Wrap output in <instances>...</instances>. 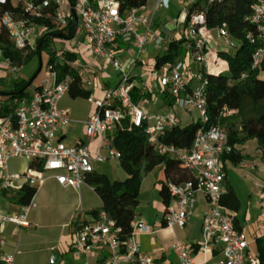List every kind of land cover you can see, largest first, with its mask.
<instances>
[{"label": "built area", "instance_id": "1", "mask_svg": "<svg viewBox=\"0 0 264 264\" xmlns=\"http://www.w3.org/2000/svg\"><path fill=\"white\" fill-rule=\"evenodd\" d=\"M172 0H154V11L144 8L121 11L116 0H0V46L26 56L35 46L36 40L44 35L65 40L64 33L72 27L73 14L77 19L79 37L86 43L93 60L84 66L76 58L70 61L66 47L53 53L54 60L68 69L59 79L53 65L47 64L48 77L38 87L27 88L20 98H13L10 113L0 117V192L7 195L21 187L39 189L48 179H54L62 187L79 191L86 183V177L95 173V165L108 160H119L121 155L113 147V133L116 125L128 120L135 128H142L148 142L157 154L179 160L191 173L193 179L181 184L168 183L170 202L163 224L168 228H183L189 221L196 202V195L205 197L208 212L201 223V252L205 254L213 245L222 246V260L219 264H261L255 254L248 250L249 242L245 233L234 225L233 217L221 205L224 189V168L221 157L231 151L227 145V135L220 125L199 129L189 149H181L159 142L168 129L179 125L177 111L186 114L198 113V120L206 123L205 74L207 67V34L202 15H192L186 21V13L181 25L185 38V59L172 67L151 69L148 72L147 46L153 43L162 52L168 41L155 31L156 11L166 7ZM183 2V0H180ZM211 3L219 0H204ZM66 3L67 9L61 6ZM7 7V8H4ZM249 22L255 26V35L247 34V40L256 45L252 55L251 69L262 70L264 61V4L255 2L251 6ZM52 19L55 24L48 30L43 21ZM179 23L176 24L178 27ZM220 38L226 45L233 46L226 28L218 29ZM60 37V38H58ZM120 45L132 49L131 65L123 68L117 58ZM0 48V74L3 80L17 81L21 68L12 56H6ZM206 51V52H205ZM104 60L116 73L118 81L113 88L103 91L102 98H88L95 107L93 116L84 122V139L73 145L62 142L65 130L72 123L69 113L58 107L59 101L69 92L74 81L71 72L80 79L79 88L90 91L92 82L85 78L86 69L93 70V63ZM141 68L140 89H146L145 80L153 81L158 89L166 91L171 101L164 113H149L144 101L133 100V72ZM146 71V72H145ZM145 79V80H144ZM141 95V94H140ZM142 96V95H141ZM97 140L91 151L90 143ZM264 162V152L259 151ZM22 159L39 164V168L27 167L23 172H11L8 163ZM258 206L264 211V189L259 194ZM35 207L33 200L22 206L18 215H0L4 223H11L21 229H29V211ZM131 232L122 241L114 221L103 210L89 213L84 220L75 223L69 253L79 259V264H153L144 256L135 241L136 231L147 232L143 222L130 224ZM4 241H0V248ZM172 249L178 257V264H194L189 248L176 240ZM13 255L0 253V264H13ZM93 260V262H91ZM52 255L49 264H56Z\"/></svg>", "mask_w": 264, "mask_h": 264}, {"label": "trees", "instance_id": "2", "mask_svg": "<svg viewBox=\"0 0 264 264\" xmlns=\"http://www.w3.org/2000/svg\"><path fill=\"white\" fill-rule=\"evenodd\" d=\"M121 11L146 6L147 0H116ZM261 0H219L207 3L204 0H197L190 4L186 11V21L192 15H202L204 25L208 30L225 27L233 46L230 51L217 53L227 68V74L210 73L205 74L207 79L205 86L206 116L208 121L201 123L196 120L187 125H177L168 129L159 138V142L165 145H172L181 149H189L196 132L199 129H208L211 126L220 125L226 132L227 145L231 151L222 155L223 168L226 163L237 165L243 162L244 156L238 147L245 145L249 141H255L259 151L264 152V61L262 70L251 69L252 55L256 45L247 40V34L255 35L256 28L249 22L252 13L251 6ZM7 8V7H4ZM42 24L50 30L55 27L52 19L43 21ZM162 35V33H160ZM76 34L73 28L68 26L64 33L65 40L74 39ZM57 34L44 35L36 45L34 53L40 57L42 47L48 38H53ZM4 43L0 39V43ZM185 38L183 35L168 42L167 50L157 54L148 69H160L164 66L172 67L186 56L184 48ZM0 48L3 49L2 46ZM6 56H12V60L22 67L28 60V55L22 56L20 53L12 52L9 48H4ZM206 52V51H205ZM66 58L73 61L77 58L76 53L66 52ZM53 65L58 73L59 79L68 72V69L59 65L53 58V52L49 55L48 65ZM74 81L70 85L68 95L72 99H88L91 91L79 88L80 79L71 72ZM33 79L29 81H14L10 91H0V117L12 111L8 104L13 98H20L24 91L30 87ZM164 99L169 105L171 101L166 91H161ZM133 100L138 102L141 97L138 90L133 87ZM113 147L120 153L118 160L120 166L128 174L124 182H112L106 175L93 173L86 177V183L92 188L100 200V208L92 210L95 214L98 210H103L114 221L116 228L120 230L119 235L124 241L131 232L130 224L134 221L139 206V190L143 175L147 174L157 166H163L166 182L160 183L158 191L161 203L165 207L170 203L168 193V183L181 184L193 179L186 167L176 159L167 158L156 153L154 146L148 142L142 128H135L128 120L118 123L113 133ZM31 168H39V164L30 162ZM225 172V171H224ZM226 175L224 176V181ZM225 192L221 197V205L233 217L234 225L237 229L236 218L232 214L237 213L240 203L233 188L224 182ZM36 189L32 187H21L17 191V200L21 206H26L33 199ZM257 257L261 264H264V243L256 239Z\"/></svg>", "mask_w": 264, "mask_h": 264}, {"label": "crops", "instance_id": "3", "mask_svg": "<svg viewBox=\"0 0 264 264\" xmlns=\"http://www.w3.org/2000/svg\"><path fill=\"white\" fill-rule=\"evenodd\" d=\"M145 7L146 9L144 10L146 12L154 10V0H147ZM166 27L159 28L155 19V31L162 33L161 36L168 42L174 39L176 40L179 32H177L175 28H169L167 30ZM150 45H153V43ZM76 50L78 52L77 58L84 66L93 60L88 46L82 39ZM157 53L158 51L155 52V46L151 53H148L146 49L145 57L148 64L153 62ZM131 54L132 49L130 47L125 45L119 46L116 55L123 68L130 67L132 62ZM98 61L101 62V65L98 64ZM102 62L104 64H102ZM107 66L108 64L104 60H97L93 63V70L86 69L84 72L85 78L90 79L93 83L92 86L94 90L91 94L95 96V99L102 98L103 91L113 88L118 81L116 75L115 77H110L106 71ZM142 71L144 70L141 68L135 69L132 75V83L138 90L139 95H142L141 100L144 101L146 111L153 114L166 112L170 108L167 99H164L163 95L154 99V95L156 94L152 92L153 90L151 89V91L148 88L147 91V86L152 87V83L157 86L155 82L147 79L146 81H149V83L147 84L146 82V89L141 91L140 77ZM146 71L148 72V70ZM209 73H211L210 69ZM3 81L0 74V91H2L3 88ZM158 90L160 91V89ZM151 98H153V102H150L149 99ZM66 103H68V99L63 97L59 101V109L63 110L62 107H64L63 105ZM69 103H72V101ZM94 112L95 107L91 104L90 110L86 114L76 115L75 120H72L70 117L72 123L65 130L64 136L61 139L62 142L70 146L76 141L84 139V122L90 119ZM189 115H191V113L186 114L182 111H177L176 116L179 125H187L198 120V117ZM182 122L186 123L182 124ZM96 145L97 140L90 143L91 151L95 149ZM238 149L244 156V160L242 163L233 166L257 169L258 164L262 163L264 165L255 141H249L245 145L238 147ZM20 162L24 164V168L19 169V166L15 168V165H18ZM28 164L29 163L25 160L15 159L8 163V168L11 172L20 173L28 167ZM226 164L224 165L226 175L224 182H227L226 180L228 179ZM161 182H166L163 166L155 167L153 170L143 175L141 180L138 196V200H141L139 205L142 203L148 205V209L145 212L140 211L137 213L134 219L135 223L143 222L148 227L147 232L143 233L136 231L134 234L135 241L140 245L141 253L144 256L150 257L153 260V264H178V257L176 252L172 249V245L176 240H179L188 246L194 264H219L223 258L222 246L220 244L213 245L205 254L201 252V223L203 216L208 212L205 197L201 194L196 195V202L192 214L185 227L168 228L163 224L165 207L161 203L158 195ZM85 184L87 183H84L79 191H75L71 188L58 185L54 179H48L42 187L37 189L32 199L35 207L32 208L27 215V221L31 225L27 231H23V233L18 236V227L16 225L4 223L0 220V241H4V245L0 248V253L13 255V264H25V257H23L24 255L22 254L37 251H41L43 255V262L39 264H49V259L52 255L57 257L56 264H79L80 260L72 257L69 253V247L72 242L75 223L78 220L85 219V217L82 218L80 215L83 206L81 192L85 189ZM171 203L173 202L171 201L170 204ZM20 207L22 206L18 203L17 192H11L7 195H3L0 192V215H17L21 212L19 210ZM77 212H79V214ZM232 215L236 218L238 228H240L247 237L249 252L257 255L256 239H260L264 243V216L259 215L254 218L253 222L256 224L257 232L256 234H252V237L249 238V235L246 234L244 228L241 226L238 216L235 215V213ZM40 244L43 245L42 248L37 249ZM21 246L26 249V252L22 254H20L19 251ZM91 262H93V260H91Z\"/></svg>", "mask_w": 264, "mask_h": 264}, {"label": "rangeland", "instance_id": "4", "mask_svg": "<svg viewBox=\"0 0 264 264\" xmlns=\"http://www.w3.org/2000/svg\"><path fill=\"white\" fill-rule=\"evenodd\" d=\"M149 1V0H148ZM197 0H172L166 4V7L159 9L156 11L155 19L158 24L159 28L166 27L167 30L169 28H175L177 32H179L178 37L182 35V32L184 30V25H181L182 19L184 17V13H186L187 8L190 6V4ZM261 3L264 4V0H261ZM62 11H65L67 9L66 3L64 2L61 6ZM146 9V7H144ZM154 10H151L149 12H153ZM146 12V11H145ZM183 16V17H182ZM178 27L175 26L178 24ZM41 39V37H40ZM36 40L35 46L31 48L28 52V60L26 63L19 69L17 73V78L19 81H29L31 79V85L29 88L38 87L42 84L44 80L48 77V71H47V64H48V58L49 55L53 52H55L58 49H61L63 46L68 48L69 50L73 51V53H76L78 56V52L76 48L81 43V38L79 37V33L77 32L74 39L71 40H60L55 38H48L47 42L42 47L40 57H38L34 51L36 49L37 42L40 40ZM178 39V38H177ZM207 63H209V69L211 73H224L227 74V68L224 63V61L217 57V53L222 51H230L231 47L226 45L225 41L220 38L218 29L210 30L207 34ZM233 42V41H232ZM154 50L153 45L147 46L148 53H151ZM157 54L164 53L161 51L160 48L155 47V52ZM98 64L101 65V62L98 61ZM102 64H104L102 62ZM167 67V66H166ZM140 68V67H139ZM145 70H148V66L144 67ZM106 71L110 75V77L117 76V73L108 65L106 68ZM138 71V70H137ZM261 78H264V74L260 75ZM10 80V79H9ZM4 80L3 81V88L4 91H10L13 89V86H11L14 81ZM92 82V81H91ZM147 84L149 81H146ZM93 84V83H92ZM152 87L147 86L148 88L154 92V99L158 98L160 95H162L161 90L159 91L157 86L152 83ZM11 87V89H10ZM1 88V86H0ZM94 90L93 86L90 87V91L92 92ZM64 98L68 99V103L64 104L62 109L64 111H67L72 118V120H75L76 115L80 114H86L91 107V103L87 101V99L77 98L72 99L68 94L64 96ZM90 98L95 99L94 95H90ZM150 102H153V98L149 99ZM72 101V103H69ZM168 111V110H167ZM192 117H198L197 112H192ZM187 122V121H186ZM182 122V124L186 123ZM19 166V169L24 168L23 163H18V165H15V168ZM96 174H102L106 175L112 182H124L129 176L128 174L123 170V168L120 166L118 160H108L104 162L103 164L95 165ZM226 171H227V177L226 180L228 184L235 190L237 194V198L240 203V208L238 213H235V215L238 216V220L241 223V226L244 228L246 234L249 235V238L252 237V234H256V224L253 222L254 218L257 216H264V211L261 210L258 206V194L264 189V165L258 164V168H243V167H237L233 166L230 163L226 164ZM18 168V167H17ZM85 191L81 192V198H82V212L80 213L81 217L87 218V214H89L92 210H97L100 208V200L98 196L94 193L92 188L85 184ZM141 200L139 199V202ZM147 204H140L136 210V213H139L140 211L145 212L148 208ZM22 207L19 208L21 211ZM79 214V212H77ZM18 215V214H17ZM28 229H21L18 227V236H20L23 231H27ZM37 232V231H36ZM35 232V234H36ZM253 239V238H252ZM43 245H39L37 249H41ZM20 254L26 252V249L21 246L19 248ZM25 257V264H39L43 262V255L41 251L37 252H31L22 254Z\"/></svg>", "mask_w": 264, "mask_h": 264}, {"label": "water", "instance_id": "5", "mask_svg": "<svg viewBox=\"0 0 264 264\" xmlns=\"http://www.w3.org/2000/svg\"><path fill=\"white\" fill-rule=\"evenodd\" d=\"M72 28H73V33L76 34L77 31V19L75 17V15L73 14V24H72ZM60 38V37H58Z\"/></svg>", "mask_w": 264, "mask_h": 264}, {"label": "bare ground", "instance_id": "6", "mask_svg": "<svg viewBox=\"0 0 264 264\" xmlns=\"http://www.w3.org/2000/svg\"><path fill=\"white\" fill-rule=\"evenodd\" d=\"M207 67H208V70H209V65H208V63H207Z\"/></svg>", "mask_w": 264, "mask_h": 264}]
</instances>
